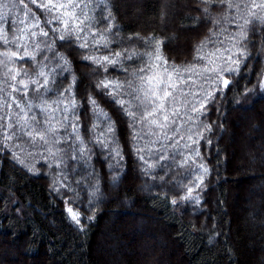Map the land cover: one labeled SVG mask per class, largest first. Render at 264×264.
I'll use <instances>...</instances> for the list:
<instances>
[{
    "label": "trees",
    "instance_id": "obj_1",
    "mask_svg": "<svg viewBox=\"0 0 264 264\" xmlns=\"http://www.w3.org/2000/svg\"><path fill=\"white\" fill-rule=\"evenodd\" d=\"M47 2L24 0L29 11L24 24L31 26L32 16L38 17L54 39V52L68 62L61 71L53 51L47 52L48 66L56 69L47 96L51 104L61 86L71 88L61 97L65 103L74 97L78 115L69 118L77 138L71 128L65 138L64 126L53 120L51 126L60 129V143L48 145L55 157L27 136L0 140V264H264V22L245 25L241 35L237 24L250 19L247 9H229L217 0H97L89 3L94 18L89 32L97 33L98 46L85 33L89 46L81 48L75 37L71 42L54 38L51 29L58 25L45 24L51 16L40 7ZM12 4L25 14L20 0ZM255 11L264 16V9ZM24 24L18 23L9 39L19 36ZM48 38L38 34L34 42L43 49L40 42ZM154 41L162 42L169 69L216 68L215 58L226 49L239 63L230 65L234 73L220 75L229 81L226 87L207 78L216 75L211 70L184 73L165 110L150 118L162 126L149 127L133 121L110 90L97 85L106 79L127 87L138 69L147 73L149 66L160 74L155 67L160 62L142 55L152 53ZM201 44L205 59L197 60ZM125 50L131 60L124 59ZM114 52L122 54L116 65L84 59ZM40 62L37 55L36 61L13 66L29 69L35 79ZM32 87L27 101L36 104ZM205 92L212 94L210 100L205 101ZM90 98L110 117L112 131L96 118ZM20 104V119L34 113L43 120L44 113L27 110L24 99ZM246 104L251 107L245 109ZM28 151L34 152L29 160ZM68 208L79 214V224Z\"/></svg>",
    "mask_w": 264,
    "mask_h": 264
},
{
    "label": "snow or ice",
    "instance_id": "obj_2",
    "mask_svg": "<svg viewBox=\"0 0 264 264\" xmlns=\"http://www.w3.org/2000/svg\"><path fill=\"white\" fill-rule=\"evenodd\" d=\"M96 3L97 0H57L56 3H53L52 0H48L47 3H43L40 5L50 16L51 19H46L45 24H57L58 27L52 28L51 32L55 39L65 40L69 39L71 42V38L75 37L77 40H81L79 47L86 48L88 47V38L87 35L82 34H90L93 37V47L98 46V42H96L95 38L97 33L89 32L90 28L93 25V15L89 10V3ZM204 3H209L210 0H203ZM218 3L225 4L229 9H235L237 11L243 9H247L248 16L250 19H244V24H237V27L240 28L241 35L245 30V25L252 23L255 21L256 23L264 22V16L258 15L255 9H264V0H261L260 3H256L255 0H250L248 3H237L235 0H217ZM20 3L23 4L25 9V16L29 15V11L27 8V4H24V0H20ZM31 3H36V0H31ZM97 6L106 8V5L102 3H98ZM0 7H5L2 4V0H0ZM63 10V11H61ZM204 11L207 13L208 9L205 8ZM243 19V17H242ZM32 20L34 23L31 25V28L39 29V33L37 31H27L25 29H20V35L17 36L13 33V38L9 39L7 31L0 29V45L5 47V51L0 53V68L4 69L5 80L0 81V83H8L9 81L17 80V77H20L18 85H14L9 83V88L11 91L16 92L20 95V99L23 100L24 96L27 94L29 84H31L32 91L37 93L34 96V100L38 101L36 104H32L29 101H25V108L27 110H31L35 107L41 113H47L48 115L45 117L43 121H38L35 114L33 113L31 117L24 116L21 121L20 116L24 112V109H21V113H17V118L13 121V116L9 115L7 112H4L3 115H0V132L4 133L5 140H11L13 137L20 139L24 136H27L29 141L33 146H43L45 150L49 152L50 155L56 156L57 153L53 152L49 144L55 146L60 143V138L58 133L60 131L57 127H52L51 122L56 120L58 123L62 124L65 128V138L67 137V129L71 128L73 133V139L75 140L77 137L75 133L77 132V126L73 122V119L77 117V113L75 112V108L77 107L74 97L70 100L69 103H65L63 98L61 97L62 93H71V88L60 87L58 91L55 93L57 95V99L53 100L51 104L48 103V100H51V97L47 96L48 92L53 91L49 88V84L55 83V80L52 79L50 81L49 77H54L56 69L54 67L48 66V56L47 52L53 51V54L56 57V64L59 66L60 70L63 71L65 66L67 65V60L58 53H55L52 44H54L53 38L49 37V32L45 31L44 28L40 27V20L38 17L32 16ZM21 24H24L25 21H20ZM42 36L48 39L41 41L40 43L44 44V48H40L39 43H35L37 36ZM246 39V37H245ZM100 40L104 41L103 46L105 48L108 47V41L105 40L104 35L100 34ZM28 41H33L32 43V51L28 50L29 44ZM155 47H153L151 54H142V55H151L154 61H159V64H156L155 67L161 69V73L157 74L152 72V66H149L147 73L144 68L138 69L136 73L133 74L135 80L127 81V87L117 81L110 80H101L97 87L99 88H107L109 89V94L113 95V102L119 103L121 105L122 110L125 111V114L130 116L133 121L139 123H146L149 127L155 126L157 128L162 125L157 122L156 119H150L155 117L158 112H163L165 110V101L172 96V92L176 91V81L184 80V73L195 74L200 76L202 74L207 73L211 70L213 73H216L214 77H207L208 79H214L217 83H222L224 87H226L229 83L228 80L222 79L220 76L221 72L229 71L235 72L236 68L231 67L230 65L236 64L238 65L239 60H233L231 56L226 58V64L228 67L216 69V68H204L197 69L195 65L185 66L183 68L176 67L175 65L171 66L169 69L168 62L161 55L160 44L161 41H154ZM14 46L15 51L11 50L8 46ZM205 47L204 44H201L197 48V60H204L205 56L199 55L200 52L203 51ZM226 51H230V49H226ZM41 53H43L41 55ZM40 55V63L36 64V78L33 79L32 76L28 73L26 69L21 68L17 70L15 67L9 68V64L15 65L20 60L26 61H36V56ZM120 52H114L111 55H104L102 57H96L92 55L84 56L85 60H92L97 65H116L120 62L121 58ZM124 59L131 60L133 58L131 53H128L127 50L124 52ZM215 55V53L209 54ZM239 56H243V51H241ZM44 69H47L45 71ZM104 71H107V68H104ZM150 73V74H149ZM173 76L176 77V80H173ZM28 82H25V81ZM138 81V83H137ZM74 83V79H73ZM43 89V91H41ZM171 89V91H170ZM119 98H117V95ZM212 98V94L205 92V101L210 100ZM0 100L3 102L0 103V109L10 108L14 103L17 108H20V101L15 97L11 96V92L8 95H5V90L0 88ZM127 100V105L125 101ZM11 101V102H10ZM90 105L93 106L94 115L97 119H103L107 122V127L109 131H112V122L110 117L97 105L94 99H89ZM129 105H135V108L129 107ZM203 103H201L200 107L203 108ZM61 112L62 118H57L56 113ZM139 112L140 116L137 117L136 113ZM69 114L73 119L69 118ZM176 113L174 112L173 115ZM168 116H164V121H168ZM5 121H9L11 123H6ZM175 123V121H173ZM15 126L18 131L17 132H6L4 130L10 129ZM208 130H210V126H208ZM182 138V137H181ZM192 139V137H189ZM39 142V144H37ZM195 142V141H194ZM82 143V141H80ZM198 155V153H197ZM203 168V165H200ZM206 172L207 169L204 168ZM202 183V180H201ZM189 191V196L191 195V189ZM175 203V201H173ZM71 218L79 224V214L74 212L72 208H68L67 210Z\"/></svg>",
    "mask_w": 264,
    "mask_h": 264
},
{
    "label": "rangeland",
    "instance_id": "obj_3",
    "mask_svg": "<svg viewBox=\"0 0 264 264\" xmlns=\"http://www.w3.org/2000/svg\"><path fill=\"white\" fill-rule=\"evenodd\" d=\"M13 0H2V4L5 5V7H0V29H3L5 31H7V34L10 33L11 31H13L15 29V26L20 23V21H25L26 22V16L25 14L17 7L15 8V6L12 4ZM180 7L175 6L173 7L174 14H179L180 12ZM28 23V22H27ZM23 29L27 31L31 30V26L28 24H24ZM178 36L175 40H178ZM28 44H30V41H28ZM2 46V45H1ZM9 48L12 49L13 46L9 45ZM15 48V47H14ZM13 48V49H14ZM223 50V49H222ZM5 49L0 47V53L4 52ZM228 57V54L226 53V51L224 50L223 53H221V56L218 58H215V64H216V69H221V68H225L228 67L229 65L226 64V58ZM9 68L15 67L12 64H9L8 66ZM17 70H20L21 68L19 67H15ZM26 69L28 71V73L31 76V73L29 72V69L27 68H23ZM47 70V69H44ZM225 72V71H224ZM224 72H221L220 75ZM6 78L4 76V69L0 68V81H4ZM20 80V77H17V80L15 81H9L8 83H0V88H3L5 90V95H8L9 92H11V96L15 97L17 100H21L20 99V95L16 92L11 91V89L9 88V83L14 84V85H18ZM25 82H28L27 80ZM29 89V88H28ZM29 92V90H28ZM29 95V93H28ZM31 96V95H29ZM28 97L27 94L24 96V100L27 101ZM11 102V101H10ZM23 105L20 104V108H22ZM245 109H249L251 107V105L246 104L245 106H243ZM20 108H17L16 105L13 103L12 106L9 108V110L7 111V113L9 115L13 116V121H15V119L17 118L16 114L17 113H21ZM6 109V108H5ZM5 112V110H3L2 112H0V115H3ZM47 113H44L43 115V120L45 119V117L47 116ZM22 117V114L20 116V118ZM39 117H42L41 115L37 116V120L39 121ZM23 120V118L21 119V121ZM42 120V121H43ZM53 122V121H52ZM51 122V125H52ZM11 123V122H10ZM6 132H8V130H4ZM13 132V131H11ZM13 139V138H12ZM0 140H5L4 139V133L0 132ZM33 155L34 157V152H30L28 151V153H26V157L27 160H29L31 158V156ZM92 202V201H91Z\"/></svg>",
    "mask_w": 264,
    "mask_h": 264
}]
</instances>
